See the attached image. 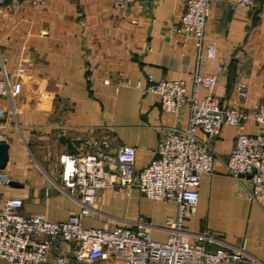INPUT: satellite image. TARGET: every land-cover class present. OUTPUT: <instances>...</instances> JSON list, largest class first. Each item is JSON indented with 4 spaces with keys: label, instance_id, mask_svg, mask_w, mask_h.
<instances>
[{
    "label": "crops",
    "instance_id": "1",
    "mask_svg": "<svg viewBox=\"0 0 264 264\" xmlns=\"http://www.w3.org/2000/svg\"><path fill=\"white\" fill-rule=\"evenodd\" d=\"M251 3L236 11L227 2L214 5L200 49L174 33L183 0H141L125 12L113 0H50L46 7L25 1L0 4V59L11 82L20 84L11 102L0 100L13 111L0 121V142L9 146L0 174L19 184H0V201L19 197L21 214L65 221L79 207L59 189L63 157L70 149L91 152L93 141H105L112 153L122 146L135 148V168L144 167L161 130L185 128L188 119L187 105L168 113L156 94L143 92L147 76L184 82L188 98L195 75H215L213 93L224 105L250 115L251 105L264 103V0ZM209 45L216 52L213 59L205 57ZM17 64L25 71L17 73ZM239 82L247 88L246 101L237 95ZM207 93L199 88L198 100ZM260 129L252 118L244 125L245 134ZM234 143L230 126L211 143L217 160L213 172L201 176L195 213L183 222L190 233L185 239L208 231L219 241L211 249H240L255 264H264V192L259 202L251 200L249 179L225 172ZM92 208L81 218L83 227L112 230L141 219L150 227V238L159 242L168 238L166 220L177 216L174 202L154 201L137 190L126 195L121 188L99 191ZM57 255L79 264L68 244L52 252ZM0 264L6 262L0 259Z\"/></svg>",
    "mask_w": 264,
    "mask_h": 264
},
{
    "label": "built area",
    "instance_id": "2",
    "mask_svg": "<svg viewBox=\"0 0 264 264\" xmlns=\"http://www.w3.org/2000/svg\"><path fill=\"white\" fill-rule=\"evenodd\" d=\"M25 1L31 6L46 7L50 0H0ZM141 0H113L118 10L125 12ZM227 2L230 10L251 6V0H183L178 16L179 25L174 33L191 39L200 49L212 7ZM216 52L208 46L206 58L213 59ZM25 69L17 64L16 72ZM148 85L143 92L156 94L163 111L177 114L188 106L185 128H163L151 160L141 169L135 168L136 150L122 146L109 152L105 141H93L91 152L65 154L62 160L59 189L73 198L79 210L65 221L51 222L41 216L20 213L22 200L8 197L0 201V259L6 264H67L64 255L52 257L61 244H68L70 253L79 264H101L114 260L121 264H218L220 262L258 263L243 251L211 249L219 243L208 231L190 235L183 228L185 219L192 217L198 201L201 176L211 174L217 160L211 143L221 129L230 126L235 130V143L224 162L225 172L234 178L249 179L252 190L248 196L260 201L264 192V103L251 105L250 115L243 109L224 105L213 93L215 75H195L193 93L186 98L182 81H154L147 76ZM204 88L207 95L198 100L197 90ZM241 100L248 99L244 83L236 85ZM20 93V84L11 82L0 59V100L11 99ZM0 105V121L12 113ZM249 118L262 129L257 134H245L244 125ZM202 133V137L198 136ZM0 141L2 138L0 137ZM10 180L0 174V184ZM124 189L126 195L137 190L142 196L177 205L175 220L167 219L165 242L150 238V227L144 220L131 226H117L112 230L85 228L82 217L92 214V205L99 191Z\"/></svg>",
    "mask_w": 264,
    "mask_h": 264
},
{
    "label": "water",
    "instance_id": "3",
    "mask_svg": "<svg viewBox=\"0 0 264 264\" xmlns=\"http://www.w3.org/2000/svg\"><path fill=\"white\" fill-rule=\"evenodd\" d=\"M77 145V144H75ZM71 147V146H69ZM9 146L6 143L0 142V171L4 170L8 161ZM75 151L68 150V154H73ZM8 185L11 187H19V184L15 181H9Z\"/></svg>",
    "mask_w": 264,
    "mask_h": 264
},
{
    "label": "rangeland",
    "instance_id": "4",
    "mask_svg": "<svg viewBox=\"0 0 264 264\" xmlns=\"http://www.w3.org/2000/svg\"><path fill=\"white\" fill-rule=\"evenodd\" d=\"M34 157V156H33Z\"/></svg>",
    "mask_w": 264,
    "mask_h": 264
}]
</instances>
